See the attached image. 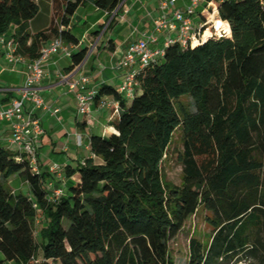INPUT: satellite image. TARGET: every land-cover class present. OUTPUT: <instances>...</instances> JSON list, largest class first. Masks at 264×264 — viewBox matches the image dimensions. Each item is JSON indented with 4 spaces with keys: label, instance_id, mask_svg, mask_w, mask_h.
Masks as SVG:
<instances>
[{
    "label": "trees",
    "instance_id": "16d2710c",
    "mask_svg": "<svg viewBox=\"0 0 264 264\" xmlns=\"http://www.w3.org/2000/svg\"><path fill=\"white\" fill-rule=\"evenodd\" d=\"M53 1L50 26L32 33L26 22L40 11L37 0H0V35L12 33L18 53L28 60L59 36L79 43L67 28L79 5L93 1L113 13L123 0ZM214 1L229 24L227 35L186 47L171 43L163 57L138 72L140 88L129 103L117 88L102 89L120 102L117 132L91 136L94 156L68 168L67 176L78 172L80 180L60 198L49 199V170H35L26 153L0 146L4 261L176 264L169 242L203 207L211 239L191 237L186 264H227L243 257L264 264V0ZM87 54V48L72 52L69 71ZM185 95L193 109L181 101ZM178 129L180 185L162 172ZM16 174L29 182L32 197L5 186L3 180Z\"/></svg>",
    "mask_w": 264,
    "mask_h": 264
},
{
    "label": "crops",
    "instance_id": "0c3cea01",
    "mask_svg": "<svg viewBox=\"0 0 264 264\" xmlns=\"http://www.w3.org/2000/svg\"><path fill=\"white\" fill-rule=\"evenodd\" d=\"M162 1L123 0L113 13L98 8L93 1L81 4L77 8L67 28L79 38V43L64 40V47L72 52L87 48L86 61L80 68L74 66L69 71L73 66L72 56L66 55L64 50H59L51 54L46 61L44 76L38 85L39 92L45 100V106L36 110L44 129L37 143L38 170L48 171L54 163L65 167V178L61 179L52 173L47 182L48 188L52 182L54 187H62L67 191L73 182H79V173L69 178L67 170L76 168L82 159L94 156L90 146L91 136L93 134L108 136L117 132L115 122L118 114L113 107L101 106L103 99L113 96L100 92L107 85L119 90L123 83L124 68H119L118 63L131 44L152 30L154 20L164 12L161 7ZM37 2L40 5L39 13L26 22L32 33L48 29L56 10L53 0ZM188 3L189 0H177L170 10L185 8ZM197 12V20H202L206 14L205 5H200ZM17 29L18 27L13 26L11 32H16ZM99 30L100 33L96 34ZM159 36L162 40L165 34L160 33ZM29 61L28 59L25 62L10 61L6 49L0 46V108L9 105L13 99L21 95L26 79L31 73L28 68ZM67 74L71 82L78 81L81 76H87L85 90H95L100 94L95 97L89 114L79 111L77 94L82 89L79 85L72 87L63 78ZM123 97L128 103L131 102V99ZM12 135L10 122L0 120V146L19 152L13 149L16 144L10 142ZM12 177L8 180L11 181V184H8L9 189L15 194L24 193L32 197L31 186L24 176L16 174ZM1 260L3 255L0 253ZM1 264L17 263L3 260Z\"/></svg>",
    "mask_w": 264,
    "mask_h": 264
},
{
    "label": "built area",
    "instance_id": "2783aa9c",
    "mask_svg": "<svg viewBox=\"0 0 264 264\" xmlns=\"http://www.w3.org/2000/svg\"><path fill=\"white\" fill-rule=\"evenodd\" d=\"M176 1L163 0L161 2L164 12L154 20L152 30L131 44L118 63L119 68H124L123 83L119 87L121 95L131 98L135 94L140 88L138 72L156 58L163 57L166 48L171 43H179L186 47L197 45L208 36H221L229 33V24L221 18L219 8L214 0H204L206 14L199 21L197 20V11L201 5V0H189L185 8L170 10ZM160 33L165 34L162 40L159 36ZM0 46L6 49V55L10 61L25 62L27 60L18 53L16 39L12 33L0 35ZM59 50H64L68 56L72 55V51L64 47L62 36L47 42L42 48L41 55L29 61L28 68L31 73L26 79L21 95L13 99L9 105L0 108V120L9 121L13 129L10 142L18 145L19 152L26 153L30 157L31 165L35 170H38L37 143L44 133L41 118L36 110L45 106V100L39 92L38 85L44 76L46 61L51 54ZM86 58L77 65V68L84 64ZM63 78L72 87L80 86L82 90L77 94L78 109L81 113L89 114L98 92L85 90L88 77L81 76L76 82H71L68 74ZM101 106L113 107L118 113L120 102L114 97L105 98L101 101ZM81 162L85 164L86 158L82 159ZM64 170L65 167L59 163H54L49 168L51 173L56 174L61 179L65 178ZM49 185V189L52 191L49 196L50 200L58 199L64 194V188L54 187L52 182Z\"/></svg>",
    "mask_w": 264,
    "mask_h": 264
},
{
    "label": "rangeland",
    "instance_id": "374dc122",
    "mask_svg": "<svg viewBox=\"0 0 264 264\" xmlns=\"http://www.w3.org/2000/svg\"><path fill=\"white\" fill-rule=\"evenodd\" d=\"M204 4V0H201V5ZM183 104L189 109H193V102L189 95H185L181 98ZM182 132L181 129H178L175 132L173 141L170 145L168 156L165 158L162 164V172L164 179L166 181L180 185L182 183L183 174L182 166L178 159V151L182 150ZM14 150H19L18 145L13 146ZM13 177L9 178L11 180ZM4 181L6 187H9L8 184H11V181ZM14 184V183H12ZM209 212L203 207H200L198 212L195 215H192L185 223L183 229L180 233L169 242L170 252L174 258L176 264H186L188 259L189 252V242L191 237L196 236L203 240L204 242H209L211 239L212 226L207 220ZM39 220H43L42 217H39L36 221L35 233L36 237L39 240ZM66 227H69V222L65 221ZM41 251L38 253V259H41ZM227 264H253L252 258L243 257L240 259H234Z\"/></svg>",
    "mask_w": 264,
    "mask_h": 264
}]
</instances>
